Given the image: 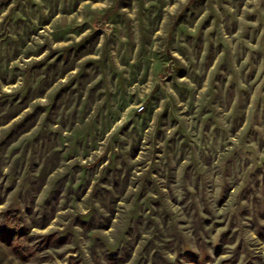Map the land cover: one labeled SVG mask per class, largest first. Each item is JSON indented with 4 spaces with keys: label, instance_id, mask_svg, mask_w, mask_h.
Returning a JSON list of instances; mask_svg holds the SVG:
<instances>
[{
    "label": "rangeland",
    "instance_id": "obj_1",
    "mask_svg": "<svg viewBox=\"0 0 264 264\" xmlns=\"http://www.w3.org/2000/svg\"><path fill=\"white\" fill-rule=\"evenodd\" d=\"M7 222L0 264H264V0H0Z\"/></svg>",
    "mask_w": 264,
    "mask_h": 264
},
{
    "label": "trees",
    "instance_id": "obj_2",
    "mask_svg": "<svg viewBox=\"0 0 264 264\" xmlns=\"http://www.w3.org/2000/svg\"><path fill=\"white\" fill-rule=\"evenodd\" d=\"M8 221V219H6ZM8 222L4 223L2 225L0 223L1 230L0 231V237L4 239L7 243L14 244L15 242H18L20 245L22 244L21 241L18 239L19 233H21L22 229L18 227V225H14L15 227L8 226ZM50 237V236H49ZM32 250V251H31ZM35 249L32 247H19L16 250V253L20 257L21 260L25 261L30 259L33 255H35L36 252H33Z\"/></svg>",
    "mask_w": 264,
    "mask_h": 264
},
{
    "label": "built area",
    "instance_id": "obj_3",
    "mask_svg": "<svg viewBox=\"0 0 264 264\" xmlns=\"http://www.w3.org/2000/svg\"><path fill=\"white\" fill-rule=\"evenodd\" d=\"M136 110H137V112H139V113L145 111V105H144V104L140 105L139 107H137Z\"/></svg>",
    "mask_w": 264,
    "mask_h": 264
}]
</instances>
